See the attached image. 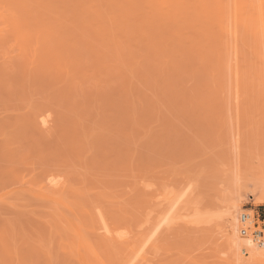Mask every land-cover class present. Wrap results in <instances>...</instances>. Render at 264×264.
Returning <instances> with one entry per match:
<instances>
[{"label": "rangeland", "instance_id": "obj_1", "mask_svg": "<svg viewBox=\"0 0 264 264\" xmlns=\"http://www.w3.org/2000/svg\"><path fill=\"white\" fill-rule=\"evenodd\" d=\"M107 1L0 0V264H235L223 201L264 190L261 18ZM246 196L241 234L264 233Z\"/></svg>", "mask_w": 264, "mask_h": 264}, {"label": "bare ground", "instance_id": "obj_2", "mask_svg": "<svg viewBox=\"0 0 264 264\" xmlns=\"http://www.w3.org/2000/svg\"><path fill=\"white\" fill-rule=\"evenodd\" d=\"M110 1V0H109ZM109 1H107V3L109 2ZM156 1V2H155ZM154 1V3H152L153 2V0H151V5L153 6V8H154V4H156L158 1L157 0H155ZM167 1V0H166ZM165 1V2H166ZM172 1L173 0H171L170 2L172 3ZM215 4H216V10H210V9H208L207 11H205L204 13H205V15H207V16H204V20H205V18L206 19H210V20H207V22L208 21H210L211 22V18H213V22H208V23H210L211 25H213L214 24V22H216L215 24H214V26L216 25L217 26V24H218V28L215 26V29L217 30V31H220V30H222L221 31V33L220 34H222V32H223V34H224V30H225V24L227 23V25L230 23L231 24V28L233 29L232 31H233V33H237V30H238V28H239V23H240V20L242 19V17H243V14L240 16V11H242V9H243V7H242V9H240L239 8V4H236L235 6H233V8H229L228 6H226V4H224V0H212ZM117 2H118V0H117ZM130 2V1H129ZM164 1H163V3H164V5H166V3H165ZM169 2V1H168ZM170 2H169V5H170ZM179 2H180V0H179ZM241 2H246V3H248V4H250V7L252 8V9H254L255 11L252 13V15H251V20H254V21H256V20H259V18H261V21H262V23H263V26H264V0H241ZM114 3H116L115 1H114ZM119 3V2H118ZM160 2H158V4H159ZM173 3H176V0H175V2L173 1ZM235 3H237V2H235ZM109 4V3H108ZM111 4V3H110ZM109 4V5H110ZM117 4V3H116ZM161 4V3H160ZM163 4H162V6L161 5H158V6H160L161 8L164 6ZM206 3H202L201 4V6H203V10L205 9L204 7H206ZM150 6V5H149ZM152 6L150 7V8H152ZM157 6V5H156ZM168 6V5H167ZM137 7H139V6H137ZM152 8V9H153ZM161 8H160V12H161ZM167 9L169 10V8L167 7ZM154 10H156V7H155V9ZM178 10H179V8H178ZM158 11V10H157ZM167 11V10H166ZM172 12H174L173 10H171ZM164 12V11H163ZM163 12H161V13H163ZM180 12V11H179ZM166 13V16H167V14L169 15V12L167 13V12H165ZM178 13V12H177ZM156 14V13H155ZM175 13H171L170 15H174ZM251 14V13H250ZM160 15H162V14H160ZM164 15H162V16H160V17H163ZM165 16V17H166ZM176 17H178L177 15H175ZM113 17H115L114 15H113ZM170 17V16H169ZM202 17V16H201ZM250 17V16H249ZM115 19V18H114ZM158 18H156V22H158V23H161L160 22V20L158 19ZM161 19V18H160ZM178 19V18H177ZM169 20H171V19H169ZM173 21V20H172ZM170 22V24H172L173 22ZM178 21V20H177ZM202 21H203V18H202ZM163 23H165L164 24V27H166V23H167V25H168V23H169V21L167 22H163ZM174 23H175V21H174ZM173 23V24H174ZM207 23V24H208ZM172 24V25H173ZM178 24V23H177ZM177 24H174L175 26L177 25ZM207 25L206 24V22L204 23V21L202 22V25L203 26H205V25ZM210 24H208V26L210 25ZM179 25V24H178ZM210 25V26H211ZM208 26H206V29L207 28H209ZM253 26V25H252ZM171 27V26H170ZM174 27V26H173ZM246 27V26H245ZM244 27V28H245ZM202 29L201 30H203L204 31V29H203V27H201ZM212 28V27H211ZM210 28V29H211ZM230 28V29H231ZM165 29H167V28H165ZM213 29H214V27H213ZM229 29V28H228ZM264 29V28H263ZM193 30H194V28H193ZM196 30V29H195ZM194 30V32L196 33V31ZM200 29H199V31H201ZM212 30V29H211ZM210 30V31H211ZM246 30V29H245ZM161 31V30H160ZM167 31V30H166ZM165 31V32H166ZM198 31V30H197ZM202 31V32H203ZM214 31V30H213ZM202 32H200L201 34H202ZM163 33H164V31H163ZM200 34V35H201ZM160 35H161V33H160ZM164 35V34H163ZM163 35H162V38H160L161 40H162V42L163 41H165V36L163 37ZM167 35V34H166ZM220 36V35H219ZM236 37H238V35H236ZM198 38V37H197ZM167 39V38H166ZM196 39V38H195ZM194 39V40H195ZM168 40H170V39H168ZM168 40H166V41H168ZM197 40H199V39H197ZM170 41H173V40H170ZM166 42L168 45L167 46H169L170 44H171V42ZM161 43V42H160ZM166 43H164V45L166 44ZM170 43V44H169ZM177 43H178V41H177ZM163 44V43H162ZM163 45V46H164ZM179 46V45H178ZM178 46H177V48H178ZM164 48V47H163ZM172 48V47H171ZM170 48V49H171ZM181 47H179V49H180ZM165 49V48H164ZM174 49H176V48H174ZM174 51V50H173ZM167 52H165V54H166ZM168 55H170V54H168ZM37 114V113H36ZM38 116V115H37ZM46 119V118H45ZM43 120L44 122H46V120ZM42 123V122H41ZM45 124V123H44ZM49 178V177H48ZM49 182L50 183H52V185H56L57 184V180L54 178V177H50L49 178ZM186 181H184V183H185ZM190 182H191V180H190ZM190 182H186L185 184H184V188L182 189V191H180L179 189H177V188H174L173 190L171 189V192L172 193H176L177 195H176V197H175V199L173 198V200H171V201H173V204H171V206H174L175 207V205H177L178 203H179V201H180V199L186 194V192H187V190H189L190 189V187H192L193 188V184L190 186V184L192 183H190ZM194 183V182H193ZM195 185V184H194ZM182 187V186H181ZM196 187V186H195ZM189 188V189H188ZM238 190V189H237ZM179 191V192H178ZM194 190L192 189V191L191 192H193ZM170 192V193H171ZM189 192V191H188ZM246 192V194H244ZM244 193L243 192H241V191H237V192H231L229 195H227L226 196V200L225 201H223V202H225L223 205H224V207H225V211L223 212L222 211V214L223 213H225V225L224 224H222L223 226H225V231H226V242H227V246H228V252H229V254H230V256L232 257V259H233V261H234V263L235 264H264V243L263 244H260V243H258V242H255L256 240L253 238V236L252 235H246V236H242V234H241V229L243 228V227H247V232H248V229L249 230H252V229H254V225H255V222L257 221L256 220V218H255V211H253V210H250L249 212H247V211H244V209H242V202H243V197L245 196V195H247V196H249V197H252L253 195L256 197L255 199V204H261V205H263L264 206V190H256V189H248L247 191H245ZM169 193V194H170ZM187 194H189V193H187ZM246 196V197H247ZM170 197V196H169ZM172 197H174V196H172ZM171 197V198H172ZM183 201V200H182ZM189 201V200H188ZM183 203V202H182ZM186 205V204H185ZM173 207V208H174ZM223 207V208H224ZM170 211V210H169ZM260 217V216H259ZM166 217H164L163 218V221L164 220H166L165 219ZM224 219V218H223ZM161 221H162V219H161ZM163 221H162V223H163ZM167 221V220H166ZM264 222V221H263ZM161 223V222H160ZM161 223V224H162ZM224 223V222H223ZM264 230V229H263ZM108 231V230H107ZM110 232V231H109ZM250 233V232H249ZM79 235V234H78ZM224 235H225V233H224ZM147 241H149V239H147L145 242H144V244H143V248L145 247L144 245H145V243L147 242ZM82 243V242H81ZM142 248V249H143ZM141 248H140V250H142ZM139 250V251H140ZM245 253H248L249 254V256H247V257H244V255L243 254H245ZM133 261V260H132ZM132 261H131V263H132Z\"/></svg>", "mask_w": 264, "mask_h": 264}, {"label": "built area", "instance_id": "obj_3", "mask_svg": "<svg viewBox=\"0 0 264 264\" xmlns=\"http://www.w3.org/2000/svg\"><path fill=\"white\" fill-rule=\"evenodd\" d=\"M242 234H247V227H243L241 229ZM252 236L255 240L258 241V243L263 244L264 243V233L261 229H255L252 231Z\"/></svg>", "mask_w": 264, "mask_h": 264}]
</instances>
